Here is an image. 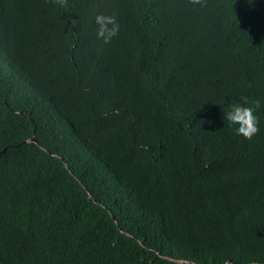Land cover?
<instances>
[{
	"label": "trees",
	"instance_id": "trees-1",
	"mask_svg": "<svg viewBox=\"0 0 264 264\" xmlns=\"http://www.w3.org/2000/svg\"><path fill=\"white\" fill-rule=\"evenodd\" d=\"M2 151L0 264H264V0H0Z\"/></svg>",
	"mask_w": 264,
	"mask_h": 264
},
{
	"label": "clouds",
	"instance_id": "clouds-1",
	"mask_svg": "<svg viewBox=\"0 0 264 264\" xmlns=\"http://www.w3.org/2000/svg\"><path fill=\"white\" fill-rule=\"evenodd\" d=\"M50 2L61 8L69 7V0H50ZM189 3L193 6L198 5L200 8L207 7V0H189ZM94 22L97 25L96 37L104 44H110L113 38L119 35L120 24L115 15L98 13ZM261 104L260 99L249 101L247 97H241L240 102L231 104L224 112L223 119L230 127L235 126L234 130L237 135L251 140L260 131V117L257 112Z\"/></svg>",
	"mask_w": 264,
	"mask_h": 264
},
{
	"label": "water",
	"instance_id": "water-1",
	"mask_svg": "<svg viewBox=\"0 0 264 264\" xmlns=\"http://www.w3.org/2000/svg\"><path fill=\"white\" fill-rule=\"evenodd\" d=\"M33 140H35V139H33ZM3 152H4V151H2L0 154H3Z\"/></svg>",
	"mask_w": 264,
	"mask_h": 264
}]
</instances>
